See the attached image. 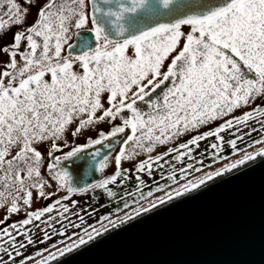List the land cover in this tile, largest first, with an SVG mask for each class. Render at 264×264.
Returning <instances> with one entry per match:
<instances>
[{"label": "snow or ice", "instance_id": "obj_1", "mask_svg": "<svg viewBox=\"0 0 264 264\" xmlns=\"http://www.w3.org/2000/svg\"><path fill=\"white\" fill-rule=\"evenodd\" d=\"M32 9L36 17L29 22ZM0 56L6 57L0 59V209L4 221L17 217L0 228V264H53L59 258L55 253L37 251L42 258L36 259L27 249L37 239L43 244L53 232L64 236L68 226L84 223L79 212L73 214L80 223L71 221L69 205L76 206L72 197L86 189L69 183L62 160L93 148L100 156V148H108L113 155L105 154L97 170L111 167L112 172L92 187L116 199L121 193L111 186L135 180L134 190L122 195L147 198L163 190L157 172L178 182L175 168L164 176L165 163H195L202 142L214 141L203 155L210 151L216 162L225 158L224 147L235 154L238 141L254 132L264 137V0L214 5L207 0H0ZM157 90L162 95L152 99ZM225 133L234 138L225 142ZM259 143L264 140L248 147ZM161 147L165 150L155 154ZM256 156H264V149ZM256 156L189 181L168 199ZM194 163L181 167V179ZM45 200L38 210L33 207ZM29 226L35 227V237ZM87 242L81 239L76 247Z\"/></svg>", "mask_w": 264, "mask_h": 264}, {"label": "water", "instance_id": "obj_2", "mask_svg": "<svg viewBox=\"0 0 264 264\" xmlns=\"http://www.w3.org/2000/svg\"><path fill=\"white\" fill-rule=\"evenodd\" d=\"M78 43L74 37V52L80 51ZM112 143L119 148L116 138ZM95 151L61 161L73 187L101 178L99 164L112 152L100 148L95 156ZM165 201L92 235L53 264H264V156Z\"/></svg>", "mask_w": 264, "mask_h": 264}, {"label": "rangeland", "instance_id": "obj_3", "mask_svg": "<svg viewBox=\"0 0 264 264\" xmlns=\"http://www.w3.org/2000/svg\"><path fill=\"white\" fill-rule=\"evenodd\" d=\"M254 124H256V123H253L252 126H254ZM262 149H264V143H259V144L255 145L254 147H251V148L244 150V152H242V153H239V154L236 153V155L233 154L234 156L230 159L228 157L223 158V160L220 163L215 165L214 172L220 171V170L224 169L226 166L231 165L233 163H236L237 161L244 159L248 155H253L257 151H260ZM111 155H113V153ZM45 158H46V155H44V159ZM46 161H47V163H49L47 158H46ZM124 167H128V165L125 164ZM111 171H112V168L108 167L102 173L104 174V173H108ZM214 172H212V173H214ZM205 176H208V175L205 174V175H201V176L192 177L188 181L180 182L179 184L174 185V186L168 188L167 190L157 192V194L146 198L144 201H142L140 203H137V205L135 207H132L130 209H126L123 212L116 213V214H114V216L103 220V222H101L97 225H94L95 226L94 228L91 227V228L87 229V231H83L78 235L71 236L66 241L59 243V245H57L53 248H49V250H47V251H44V249H42V248L38 249V247H46L49 244H51L50 241H53L55 238L59 237V235H56L55 232L52 233L51 240L46 241L45 243L41 244V243H39V239H37V242L34 243L32 246H30L27 249V251L31 254H36L37 251L43 250L44 253L41 252L43 254V256H47L49 252L55 253L57 255L61 251L66 250L68 247H72V246L78 244L81 239H84V240L88 239L89 236H92L96 233L101 232L102 229L109 228L113 222L117 223L119 220L121 221L125 217L133 216V214L136 213L137 211H141L140 209L150 207L153 204L159 202L162 198L165 199L166 197H168L170 195L171 196L174 195V193L176 194V192L179 190H182L183 186L188 184L189 181H191L192 183H196ZM60 194L62 195L64 193H60ZM86 196H87L86 194L79 193V194H75L74 197H72L76 201V206H74L72 204L69 205L70 209L72 210L71 213L69 214V216H70L71 221L74 223H80V220L73 213L79 212L82 216H84V223L83 224H85V223H88L89 221H92V219L96 217L95 215H97L102 210L101 208H99V206L95 207L94 205L90 204L89 201L87 199H85ZM57 198L58 197H54L53 199L55 200ZM54 200H53V202H54ZM43 203H45V202L41 201V203L35 204L33 207L38 210ZM89 213H92V214H89ZM53 215H56V213H53ZM63 224L68 225V220H64ZM55 227L61 231L64 230L63 227L61 226L60 222H57ZM78 229H79V227L68 226L66 233L74 232V231H77ZM32 234L35 237L36 236V230L33 231ZM42 236H43V233L40 234V238H42ZM34 258L41 259L42 257L34 256Z\"/></svg>", "mask_w": 264, "mask_h": 264}, {"label": "flooded vegetation", "instance_id": "obj_4", "mask_svg": "<svg viewBox=\"0 0 264 264\" xmlns=\"http://www.w3.org/2000/svg\"><path fill=\"white\" fill-rule=\"evenodd\" d=\"M23 6V5H22ZM31 15L28 17V20H29V22H31L32 20H34L35 19V17H36V11H35V9H32L31 10ZM8 42L10 43L11 42V36H9V39H8ZM73 42V39L71 40V43ZM79 52H73L72 54L73 55H76V54H78ZM0 59H6V57H2V56H0ZM249 75V77L251 78V76H252V74L251 73H249L248 74ZM170 86V85H169ZM164 90H166V89H164ZM158 95H162V90H157V93H155V94H153V97H152V99H156V97L158 96ZM147 99V98H146ZM138 104H139V106L141 107V108H144L145 110H146V108H147V105H144V104H141L139 101H138ZM241 113L240 112H237L236 113V115H240ZM253 127H259V125L258 124H254V126ZM204 130H207V129H202V131H204ZM224 137H225V142L228 140V139H231V138H234L233 136H232V134L231 133H225L224 134ZM257 137H262L261 135H260V133L259 132H254V133H252L250 136H247V137H245V139L243 140V141H238L239 143H237V147L239 148V147H241V145H243L244 144V142L246 141V140H252V139H255V138H257ZM82 142V141H81ZM212 142H214L213 140H207V141H205V142H202V144H201V148H200V151L199 152H196V154H195V160H196V162L194 163L193 162V160L192 159H185V160H182V161H176V160H170V161H168V162H166L165 163V171H164V176H167V175H171L172 174V169L173 168H175L176 169V174H177V181L178 182H170V184H168L167 186H165V187H162L163 188V190H167L168 188H170V187H172V186H174V185H177V184H179L180 182H183V181H188V180H190L192 177H196V176H201V175H205V174H207V175H209V174H212V172H214V170H215V165L216 164H218V163H220L223 159H221V160H218L217 162H214L212 159H211V152L209 151V155H203V153H204V150H205V148H207V146L209 145V144H211ZM254 146V145H253ZM249 148V147H248ZM245 149H247V148H245ZM68 149H64L62 152H57V153H55V155H59V156H62L63 154H64V152H66ZM165 149L164 148H160L159 149V152L158 153H155V154H159V153H162L163 151H164ZM242 151H244V150H242ZM231 150L228 148V147H224V151H223V153H222V156L223 157H229V156H232L233 155V153H232V155H231ZM241 152V150L239 151V152H237V153H240ZM236 154V153H235ZM46 155V154H45ZM46 158L48 159V161H49V163L51 162V159L49 158V157H47V155H46ZM46 158L44 159V161H45V163H47V161H46ZM203 160V164H200L198 161L199 160ZM189 163H194V167L192 168V169H190L187 173H185V175H186V179H181L180 177H179V172H180V169H181V167H187L188 166V164ZM129 167V166H128ZM125 168H127V167H125ZM195 168H201V171H195ZM131 170V169H130ZM133 175H135V172H133ZM156 177H157V181H158V183H161V182H163V181H166V179H161L160 178V174H159V172H157L156 173ZM145 179H147V180H149L150 182H151V180H152V178L151 177H145ZM135 180H132L130 183H127L124 187H120V186H111V190H113L114 192H120L121 190L123 191V190H128V189H131V188H134V186H135ZM153 186H155V185H153ZM162 190V191H163ZM47 191V190H46ZM157 192H160V191H156L154 194H156ZM61 195V194H60ZM63 195V194H62ZM58 198H59V196H57ZM53 200L54 199H52V202H53ZM43 202H45V203H43V204H46V203H48L49 201H43ZM54 203V202H53ZM35 205V204H34ZM33 205V206H34ZM42 206V205H41ZM6 215V212L4 211V210H2V209H0V228H2V227H5V226H8V225H10L11 223H15L16 222V220H17V217L16 216H13L9 221H4V216ZM29 228L31 229V231L33 232V231H35L36 229H35V227H33V226H29ZM66 234H69V233H66ZM60 237V236H59ZM59 237H57V238H55L53 241H50V243H53L54 241H57V239L59 238ZM44 249L45 247H38V249ZM50 248V247H49ZM44 251H46V250H44ZM41 252H43V250L41 251Z\"/></svg>", "mask_w": 264, "mask_h": 264}, {"label": "trees", "instance_id": "obj_5", "mask_svg": "<svg viewBox=\"0 0 264 264\" xmlns=\"http://www.w3.org/2000/svg\"><path fill=\"white\" fill-rule=\"evenodd\" d=\"M257 140H264V137H257L255 139H252V140H246L244 142L243 145H241V147H239V149L242 151L244 150L245 148H248V144H250L251 142L253 141H257ZM255 145V144H254ZM231 155H232V151L230 152ZM230 157V156H229ZM221 160V159H219ZM217 162V161H216ZM107 177L104 176L101 180L105 179ZM100 180V181H101ZM100 181L96 182L95 184L93 185H96L98 184ZM170 180H166V181H163L161 183H159V185L161 187H165L167 186L168 184H170ZM91 185L89 188H85L86 191L85 192H81V194H86V198L90 204L94 205L95 207L99 206V208H101V212H99L97 215H95L96 217L92 219V221H89L88 223H85L83 225H81L79 227V229L77 231H74V232H70L68 235H64V236H60L57 241L49 244L48 246H46L44 248V250H48L49 247H53V245L57 246L59 245V243H62L61 241H66L67 239H69L71 236H74V235H78L80 234L81 232L85 231L84 229L87 228H91L93 225H97L101 222H103V220L105 219H101L102 217L104 216H107L108 218L109 217H112L114 216V214L116 213H119V212H123L125 211L126 209H130L132 207H135L137 205V203H140L141 201L145 200L146 198H140L139 195L137 194L135 197H132L131 195L127 198H125L122 193L128 191V190H121L120 192H117V193H121V195H119L116 199H108L106 197V191L104 189H94ZM134 190V188H131ZM155 189V186H153V190ZM111 190V188H110ZM113 191V190H112ZM148 191V189L146 188L145 189V192ZM156 191L154 190V193ZM79 194V193H77ZM157 194V193H156ZM148 198V197H147ZM128 203L130 205V207H123V204L124 203ZM117 209H120L119 211H117ZM41 252V251H39ZM33 257L36 256V254H31Z\"/></svg>", "mask_w": 264, "mask_h": 264}, {"label": "bare ground", "instance_id": "obj_6", "mask_svg": "<svg viewBox=\"0 0 264 264\" xmlns=\"http://www.w3.org/2000/svg\"><path fill=\"white\" fill-rule=\"evenodd\" d=\"M257 152H258V151H257ZM257 152H256V153H257ZM256 153H254L252 156H256ZM222 170H223V169H222ZM214 173H215V172H214ZM169 195H170V194H169ZM174 195H175V193H174ZM168 197H169V196H168ZM168 197H166L165 199H167ZM162 199H163V198H162ZM165 199H163V200H165ZM159 202H160V201H159ZM157 204H158V202L155 203V205H157ZM150 207H151V206H150ZM147 208H148V207H147ZM144 209H145V208H144ZM140 210L143 211V209H140ZM134 214H136V213H134ZM125 218H127V217H125ZM125 218H123L122 220H125ZM122 220H121V221H122ZM118 222H120V220H119ZM118 222H117V223H118ZM113 223H114V222H113ZM113 223H112L111 226H113V225L115 224V223H114V224H113ZM111 226H110V227H111ZM110 227H109V228H110ZM105 229H106V228H105ZM105 229H102L101 232H102L103 230H105ZM107 229H108V228H107ZM88 239H89V238H88ZM78 244H79V243H78ZM78 244H76V245H78ZM74 246H75V245H74ZM74 246H72V247H74ZM58 255H59V253L57 254V256H58Z\"/></svg>", "mask_w": 264, "mask_h": 264}]
</instances>
